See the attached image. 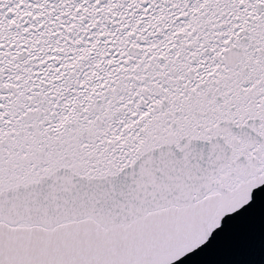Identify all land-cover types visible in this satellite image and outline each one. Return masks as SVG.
<instances>
[{"label": "snow or ice", "instance_id": "1", "mask_svg": "<svg viewBox=\"0 0 264 264\" xmlns=\"http://www.w3.org/2000/svg\"><path fill=\"white\" fill-rule=\"evenodd\" d=\"M181 261L264 264V0H0V264Z\"/></svg>", "mask_w": 264, "mask_h": 264}, {"label": "water", "instance_id": "2", "mask_svg": "<svg viewBox=\"0 0 264 264\" xmlns=\"http://www.w3.org/2000/svg\"><path fill=\"white\" fill-rule=\"evenodd\" d=\"M192 255L195 256V253H193ZM185 259H188V258H185ZM215 259H223V258H221V257H216ZM179 264H184V261L179 262Z\"/></svg>", "mask_w": 264, "mask_h": 264}]
</instances>
